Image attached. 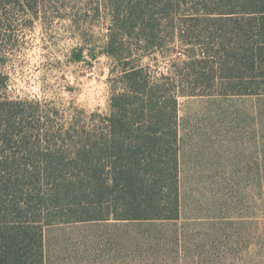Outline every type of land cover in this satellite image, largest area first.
<instances>
[{
    "label": "trees",
    "instance_id": "trees-1",
    "mask_svg": "<svg viewBox=\"0 0 264 264\" xmlns=\"http://www.w3.org/2000/svg\"><path fill=\"white\" fill-rule=\"evenodd\" d=\"M67 8L79 27L106 20L110 109L58 124V110L8 96L0 73V264H46L59 222L179 219L181 100L264 91V0H0V25ZM154 53L175 55L167 75Z\"/></svg>",
    "mask_w": 264,
    "mask_h": 264
},
{
    "label": "rangeland",
    "instance_id": "rangeland-1",
    "mask_svg": "<svg viewBox=\"0 0 264 264\" xmlns=\"http://www.w3.org/2000/svg\"><path fill=\"white\" fill-rule=\"evenodd\" d=\"M73 13L0 25L7 95L58 110V124L110 109L112 60L98 54L106 20L79 27ZM162 29L169 40L171 25ZM169 42L167 49L179 44ZM82 47L85 57L74 61ZM174 59L154 53L146 62L161 76ZM180 119V218L49 225L46 264H264V91L183 98Z\"/></svg>",
    "mask_w": 264,
    "mask_h": 264
}]
</instances>
